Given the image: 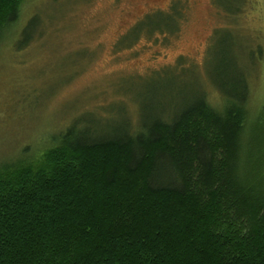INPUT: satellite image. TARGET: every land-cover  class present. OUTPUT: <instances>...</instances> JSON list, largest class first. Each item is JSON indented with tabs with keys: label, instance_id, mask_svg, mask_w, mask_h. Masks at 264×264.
I'll return each instance as SVG.
<instances>
[{
	"label": "trees",
	"instance_id": "obj_1",
	"mask_svg": "<svg viewBox=\"0 0 264 264\" xmlns=\"http://www.w3.org/2000/svg\"><path fill=\"white\" fill-rule=\"evenodd\" d=\"M24 1L0 0V43L32 41ZM224 73L219 104L195 91L143 126L73 123L1 164L0 264H264V108L252 117L249 77Z\"/></svg>",
	"mask_w": 264,
	"mask_h": 264
},
{
	"label": "rangeland",
	"instance_id": "obj_2",
	"mask_svg": "<svg viewBox=\"0 0 264 264\" xmlns=\"http://www.w3.org/2000/svg\"><path fill=\"white\" fill-rule=\"evenodd\" d=\"M34 14L29 45L0 43V165L73 123L143 126L195 91L219 104L229 69L249 77L251 116L264 108V0H25L20 26Z\"/></svg>",
	"mask_w": 264,
	"mask_h": 264
}]
</instances>
